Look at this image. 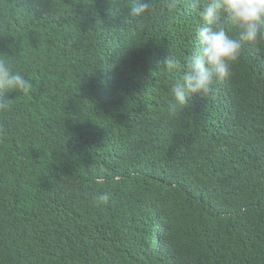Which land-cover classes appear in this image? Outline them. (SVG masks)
I'll return each instance as SVG.
<instances>
[{
    "label": "trees",
    "instance_id": "16d2710c",
    "mask_svg": "<svg viewBox=\"0 0 264 264\" xmlns=\"http://www.w3.org/2000/svg\"><path fill=\"white\" fill-rule=\"evenodd\" d=\"M153 2L0 0L34 86L0 115V264H264V43L171 112L207 0Z\"/></svg>",
    "mask_w": 264,
    "mask_h": 264
},
{
    "label": "clouds",
    "instance_id": "9594fccd",
    "mask_svg": "<svg viewBox=\"0 0 264 264\" xmlns=\"http://www.w3.org/2000/svg\"><path fill=\"white\" fill-rule=\"evenodd\" d=\"M178 2L169 0L168 8L175 9ZM154 9L153 0H137V4L131 6V15L141 22ZM199 15L206 25L198 33L199 53L186 62L182 79L171 89L174 98L169 105L171 112L187 105L195 95L206 98L214 94V84L231 76L245 42L264 43V0H207L200 5ZM226 21L238 30V39L228 33ZM12 56L0 53V115L4 116L15 111V100L8 98L9 93L17 92L27 97L34 87L32 80L16 68ZM164 63L169 70L179 67L178 61L171 56ZM8 132L9 128L0 124V140H4ZM108 199L107 193L100 194L96 203H107Z\"/></svg>",
    "mask_w": 264,
    "mask_h": 264
}]
</instances>
